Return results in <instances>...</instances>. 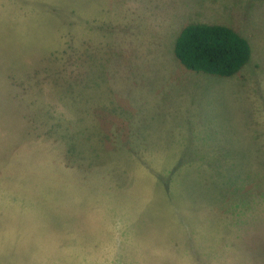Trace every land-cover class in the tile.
Returning <instances> with one entry per match:
<instances>
[{
    "label": "rangeland",
    "instance_id": "obj_1",
    "mask_svg": "<svg viewBox=\"0 0 264 264\" xmlns=\"http://www.w3.org/2000/svg\"><path fill=\"white\" fill-rule=\"evenodd\" d=\"M0 264H264V0H0Z\"/></svg>",
    "mask_w": 264,
    "mask_h": 264
},
{
    "label": "trees",
    "instance_id": "obj_2",
    "mask_svg": "<svg viewBox=\"0 0 264 264\" xmlns=\"http://www.w3.org/2000/svg\"><path fill=\"white\" fill-rule=\"evenodd\" d=\"M175 57L189 70L232 77L253 57L249 40L222 23L189 22L174 44Z\"/></svg>",
    "mask_w": 264,
    "mask_h": 264
}]
</instances>
